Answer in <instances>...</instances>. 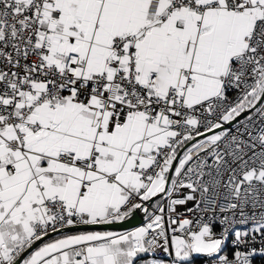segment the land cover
<instances>
[{
  "label": "snow or ice",
  "instance_id": "1",
  "mask_svg": "<svg viewBox=\"0 0 264 264\" xmlns=\"http://www.w3.org/2000/svg\"><path fill=\"white\" fill-rule=\"evenodd\" d=\"M0 264H264V0H0Z\"/></svg>",
  "mask_w": 264,
  "mask_h": 264
}]
</instances>
